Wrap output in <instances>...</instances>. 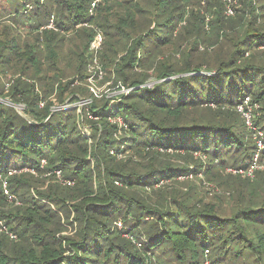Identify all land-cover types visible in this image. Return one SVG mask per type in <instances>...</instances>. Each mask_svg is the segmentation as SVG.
I'll list each match as a JSON object with an SVG mask.
<instances>
[{
  "label": "trees",
  "instance_id": "16d2710c",
  "mask_svg": "<svg viewBox=\"0 0 264 264\" xmlns=\"http://www.w3.org/2000/svg\"><path fill=\"white\" fill-rule=\"evenodd\" d=\"M227 1L0 0V77L28 115L0 104V221L16 236L0 232V264H264V169L225 172L258 150L239 106H259L264 143V0H237L230 18ZM85 24L104 31L103 69L130 90L112 107L94 100L91 147L76 111H55L87 92L75 85L95 34ZM199 175L224 196L205 202L179 181Z\"/></svg>",
  "mask_w": 264,
  "mask_h": 264
},
{
  "label": "rangeland",
  "instance_id": "374dc122",
  "mask_svg": "<svg viewBox=\"0 0 264 264\" xmlns=\"http://www.w3.org/2000/svg\"><path fill=\"white\" fill-rule=\"evenodd\" d=\"M235 7L241 8L239 1H237V0H228L227 1V6L225 7L226 8L225 14L227 15V17L230 18V17L236 16V11L234 9ZM91 15H94V10H93V13ZM26 23H27V21H26ZM79 27L80 26H78V28ZM84 27L94 29L95 34H94V37L92 38V40L90 41V46H89V53L91 55V58L89 60V64L87 65V69H88L87 77L85 78L84 82H81V83L77 80L75 82V85H77L76 87H78V88H84L88 92V94H86L87 92L84 94L77 92V94L79 95V99H77V100H75V99L72 100L70 95L66 94L67 99H66L65 103L62 106L58 107L55 111H59V110L67 111V112H71L72 110L76 111L75 114H76V116H78V119H79L78 121H79L80 130H81L82 134L84 135V137L88 140L89 145L91 147L93 145V133L94 132H93V128H92L90 122H96L97 120H99L98 116H95V115L89 113V108H90V106H92L94 100L95 101L97 100L96 104L98 103L99 105H102V103L105 102L112 107L113 105H116L119 102L118 101V99L120 98L119 96L129 94L130 90L125 89V88H121L120 85L115 86L114 76L112 75L113 77L112 76L108 77V75L105 73V71L103 69V62L101 60V54L104 50V45H105L104 31L95 25L90 26L89 24H85ZM52 28H54L53 24H52V27L51 26L48 27V29H52ZM92 44H93L94 50L92 49ZM91 49L93 50V52L91 51ZM261 49H264V46ZM95 59H96V62L94 61ZM61 64L63 65L64 62L62 61ZM143 72H146V70H143ZM12 77L10 75L0 77L1 78L0 79V90L4 91V97L0 95V104H5L6 106L12 107L13 109H15L17 111L18 114H20L22 116L25 115V118H27L28 115L26 114V111H27L26 108L23 107L22 105L13 104L11 98H9L11 83L13 82ZM38 89H39V87H37V90ZM85 95H88V96H85ZM43 106H44V103H42L41 108H43ZM257 107L259 108V106H257ZM257 107L246 106L245 109H248V112H245V111L244 112H245V114H247V116L251 117L250 121H251L252 117H254L255 110L258 109ZM247 116L243 115V117L246 120V125L249 127V130L253 133L254 143L258 147V144H257L258 140H262V138H263L262 134L263 133L256 130V128L253 126L252 123H247V121H248ZM113 120L114 119H111V118L108 119V121L112 125L116 126V128H117L114 136L116 138H120V136L127 135L126 131L128 129H125L124 126L120 124L121 122L118 121L117 123H114ZM248 124H250V125H248ZM256 152H258V151H256ZM45 164H46V161H43L41 163L42 166H44ZM260 170H262V169H260ZM226 171L230 174H233V175L236 174L234 172L235 169H232V168H227L225 170V172ZM25 173H30V174H33L34 176H38L35 174V171L28 170V169H25ZM57 173H60L59 177L57 176L58 177L57 179L60 182H62L63 185H67V186H71V187L74 186L73 182L69 183L65 180H62L61 172H57ZM47 176H50V174ZM198 178L199 179L193 178V177H188V178L181 177L179 179V181L181 183L195 184L198 188L201 187L202 193L199 195L204 196L205 202H209V201L211 203L216 202V199L218 197L224 196L223 191L215 183L207 181L206 179H201L202 175H199ZM200 179L202 181H200ZM167 183H168L167 181H163L158 186H156V188L164 186ZM49 185H50V182H49V180H47L44 189L47 188ZM118 185H121V184H118ZM184 190H186V188H184ZM14 201L15 200L12 199V197H11L9 200V207L10 208L19 207L21 205L20 202L14 203ZM71 223L73 224V226L67 225V231L63 233L64 236L74 235L77 231V223L74 221V214L71 216ZM118 223H117V227L120 228L122 223L121 222H118ZM0 226H1L0 232L7 234V229L5 226L2 225L1 221H0ZM7 235L11 239L16 240L15 235L10 234V233ZM126 237H128V236H126ZM207 255H208V258L204 262L207 264H211V260H209L211 255H210V253Z\"/></svg>",
  "mask_w": 264,
  "mask_h": 264
},
{
  "label": "built area",
  "instance_id": "2783aa9c",
  "mask_svg": "<svg viewBox=\"0 0 264 264\" xmlns=\"http://www.w3.org/2000/svg\"><path fill=\"white\" fill-rule=\"evenodd\" d=\"M100 0H96V2H99ZM96 2L95 3H93V5H92V9L90 10V12L91 13H93V9L96 7ZM52 24H53V21H51L50 22V24L47 26V28L49 27V26H51L52 27ZM53 27H54V24H53ZM94 44V43H93ZM93 44H92V49H93ZM95 47V46H94ZM91 49V51L93 52V50ZM94 58V57H93ZM95 62H96V59L94 60ZM248 102H249V99H247L246 101H245V105H248ZM239 111H241V112H243L244 113V116H247V114H245V112H244V108H243V106H239ZM247 118H248V121H247V123H251V121H250V116H247ZM111 119H114L113 120V122L114 123H117L118 121L119 122H121L120 124L121 125H123L124 126V128H127V125L125 124V122L123 121V119L121 118V117H111ZM248 125H250V124H248ZM262 133V132H261ZM263 135V134H262ZM262 138V137H261ZM258 152L256 153V155H255V158H254V163H253V165L249 168V169H247V170H235L234 172L236 173V174H241V175H244V176H247V177H250V178H252L253 176H254V172L256 171V170H259V169H263V166H259L258 165V159H259V155H260V152L264 149V143H263V140H258ZM59 175H60V173H57V176L59 177ZM6 194H8V192L6 191ZM11 198V197H10ZM14 237V236H13ZM133 240V239H132ZM135 242V241H134ZM207 264V263H206Z\"/></svg>",
  "mask_w": 264,
  "mask_h": 264
}]
</instances>
